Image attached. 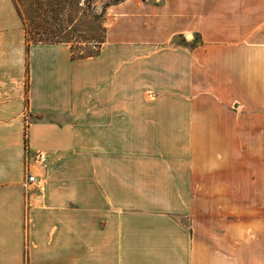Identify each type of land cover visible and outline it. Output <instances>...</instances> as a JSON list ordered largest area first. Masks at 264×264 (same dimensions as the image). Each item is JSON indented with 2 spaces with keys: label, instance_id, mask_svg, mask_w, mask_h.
Masks as SVG:
<instances>
[{
  "label": "crops",
  "instance_id": "1",
  "mask_svg": "<svg viewBox=\"0 0 264 264\" xmlns=\"http://www.w3.org/2000/svg\"><path fill=\"white\" fill-rule=\"evenodd\" d=\"M0 264H264V0H125L79 60L0 0Z\"/></svg>",
  "mask_w": 264,
  "mask_h": 264
},
{
  "label": "rangeland",
  "instance_id": "2",
  "mask_svg": "<svg viewBox=\"0 0 264 264\" xmlns=\"http://www.w3.org/2000/svg\"><path fill=\"white\" fill-rule=\"evenodd\" d=\"M81 0L77 1L79 4ZM119 1L124 0H95L94 4L85 11H80L77 8L74 9L71 21L72 29L77 30V34L82 35L81 39L75 36L69 35L71 38L74 48L81 47L83 49L92 47L93 45L88 43L90 41H101L104 39L106 30V17L110 7L117 4ZM18 12L20 13L22 19L28 24L29 28L33 27V23H40L41 17H50L51 14H42L36 8L35 0H13ZM82 2V1H81ZM244 24L242 26H190V38L185 34L183 38L177 39V43H187L192 42L193 45H199L202 40L211 42L212 44L218 46L224 44V39H233L235 34L242 33L249 34L250 31V21L246 17H250L251 11H244ZM246 18V19H245ZM248 23V24H246ZM246 24V25H245ZM56 26V25H55ZM57 27V26H56ZM196 35V36H195ZM30 41L34 39V35L28 36ZM53 38V36H47ZM55 39V38H53ZM57 40V39H55ZM80 42V43H79ZM176 43V44H177Z\"/></svg>",
  "mask_w": 264,
  "mask_h": 264
},
{
  "label": "trees",
  "instance_id": "3",
  "mask_svg": "<svg viewBox=\"0 0 264 264\" xmlns=\"http://www.w3.org/2000/svg\"><path fill=\"white\" fill-rule=\"evenodd\" d=\"M36 8L42 14L49 13V17H41L40 23H33V27L30 29L28 24L22 19L23 26L26 32V38L28 45L31 43L39 44H68L71 48L72 58L74 60L89 58L97 55L100 51L101 45L104 43V39L101 41H90L88 43L92 44V47L83 49L81 47L74 48L72 44L71 36H75L76 39H81L82 35L77 34V30L72 29L71 16L75 8L80 11H85L87 8L94 4L95 0H81L77 4L78 0H35ZM125 1V0H124ZM123 1H119L117 4ZM115 4V5H117ZM113 5V6H115ZM20 14V13H19ZM57 27H56V26ZM106 33V30H105ZM33 34L34 39L32 41L28 40L29 35ZM47 36H53V39ZM80 43V42H79ZM27 142V138H26Z\"/></svg>",
  "mask_w": 264,
  "mask_h": 264
},
{
  "label": "built area",
  "instance_id": "4",
  "mask_svg": "<svg viewBox=\"0 0 264 264\" xmlns=\"http://www.w3.org/2000/svg\"><path fill=\"white\" fill-rule=\"evenodd\" d=\"M31 182H34L35 181V178H33V177H30V179H29Z\"/></svg>",
  "mask_w": 264,
  "mask_h": 264
}]
</instances>
